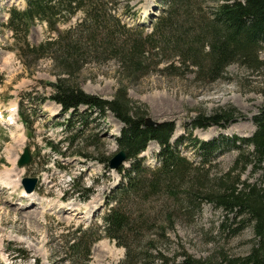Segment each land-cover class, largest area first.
<instances>
[{"label":"rangeland","instance_id":"1","mask_svg":"<svg viewBox=\"0 0 264 264\" xmlns=\"http://www.w3.org/2000/svg\"><path fill=\"white\" fill-rule=\"evenodd\" d=\"M107 1L106 7L115 8L120 24L144 32L164 12L167 2ZM195 1L191 18L197 23L195 16L203 17L221 0ZM23 5L24 0H0V113L6 120L11 114L8 110L16 103L29 120L26 131L4 125L0 119V264H175L185 255L190 261L223 264L245 256L255 241L252 223L245 220L238 225L204 195L216 189L215 181L224 177L241 151L251 150L240 139L252 134V117L264 109V46L258 53L259 68L230 63L221 77L210 82L200 78L194 67L176 68L175 54L179 53L160 47L145 57L144 68L135 81L125 78L116 59L98 52L99 48L71 69L74 74L67 83L103 99L111 98L123 85L127 99L145 113V118L156 124H172L168 143L189 162L182 172L187 178L180 183L174 179L168 193L164 189L147 192L144 185L123 199L120 210L136 229L124 231L117 243L99 233L97 227L114 185L122 181L123 171L107 167V160L117 152L114 137L122 124L107 110L100 116L91 110L78 136L57 125L65 121L66 114L48 96L50 84L61 76L60 66L46 57L34 59L35 52L26 51L22 60L10 49L14 41L2 24L11 7ZM79 18L76 12L67 22L58 24L59 30L73 27ZM192 22L178 21L189 27ZM47 36L44 24L36 22L29 27L26 39L29 45H36ZM166 59H174L173 67L164 68ZM84 109L79 106L76 113ZM221 109L232 113L226 121L207 120ZM73 123L74 129L80 126L74 119ZM65 135L74 137L71 142H62ZM199 142L216 146L207 153L204 163L205 146L201 148ZM23 147L28 148L30 160L17 166ZM158 150V145L149 141L138 155L144 169L139 179H150L159 166ZM131 162L127 160L121 167L127 169ZM240 168L237 163L230 173H238L239 181L258 184L264 177L261 169L250 165ZM24 177L35 179L30 195L22 191L20 179ZM32 200L35 204L28 205ZM77 229L80 233L75 232ZM72 235L82 237L81 245L67 252L64 241ZM97 235L100 238L91 243L85 260L84 245Z\"/></svg>","mask_w":264,"mask_h":264},{"label":"trees","instance_id":"2","mask_svg":"<svg viewBox=\"0 0 264 264\" xmlns=\"http://www.w3.org/2000/svg\"><path fill=\"white\" fill-rule=\"evenodd\" d=\"M107 2V0H25L22 9L15 7L9 9L5 26L11 32L17 55L22 60L27 56L26 51L35 52L34 59L37 56L46 57L60 66L61 76L50 84L51 93L48 98L59 104L62 111L73 110V113L69 112L70 119L63 124L65 129L73 130L74 135L78 136L85 127L86 117L91 110L98 116L108 110L122 124L118 136L114 137V142L117 149L124 150L126 160L132 162L127 169L118 168L117 171H123L122 181L112 191L110 200L113 205L107 208L101 217V226L97 227L99 233L107 238L116 239L119 243L118 239L124 231L136 229L128 217L126 219V214L120 210L123 199L136 194L135 192L144 185L147 192L149 190L159 192L158 190L164 189L168 193L174 179L180 183L187 178L182 172L189 162L178 155L173 145L168 143L172 124L168 122L144 124L145 113L127 99L123 85L117 87L110 99H103L67 83L70 75L74 74L71 69L75 64L80 66L86 57H90V52L93 53L99 48L98 52H104L107 57L116 59L118 68L124 73L125 78L135 81L144 68L142 63L145 57L151 54V50H158L159 47L169 49L173 54L179 53L175 54L178 56L174 65L176 68L194 67L199 77H205L207 82L221 77L225 67L230 63H238L249 69L259 68L261 61L258 53L264 46V0H221L204 12L203 17L198 15L197 19L195 16V20L199 21L197 23L192 20L191 15V11H195L193 9L195 0H167L164 12L154 19L146 32L142 28L120 24L114 15L115 8L111 7L110 10L106 7ZM76 12L80 13V18L75 25L59 30L58 24L67 22ZM36 20L45 22L48 36L36 45H29L26 40L27 31ZM178 21L193 22L189 27L182 26ZM195 28L198 29V33L194 34ZM191 33L194 34L192 40H188L187 36ZM193 43L194 47L191 46ZM166 60L168 63L164 68L173 67L174 59ZM78 105H84L87 112L77 114L75 119L77 124H80V129L77 127L74 129L72 121ZM231 114L221 109L218 113L208 116L207 120L211 123L226 121ZM20 118L27 121V116L23 112H20ZM252 122L254 124L252 134L246 139H240L241 144L249 145L251 150L245 153L241 151L224 177L215 181L216 189L204 192L207 200L221 208L224 215L230 214L232 221L237 220L238 225L243 224L245 220L252 223L255 241L249 252L237 261L225 260L223 264H264V177L256 184L239 181L238 173L230 175L237 163L240 164V169L246 165L253 169H261V175H264V109L252 117ZM74 135L66 137L67 141L71 142ZM150 140L160 146L157 153L159 166L152 171L150 179H139L141 177L139 172L144 169L141 167L138 154ZM177 143L178 141L175 144ZM198 146L201 148L205 146L201 161L207 162V153L211 154L216 146L211 142H199ZM185 193L189 194V189H186ZM226 220L225 217L224 221ZM75 232L80 233V229ZM98 238L99 235L84 245L85 260L88 258L89 246ZM81 239L80 235L67 238L64 241L67 252L79 248ZM67 259L73 262L71 256ZM175 264L203 263L190 261L189 256L185 255Z\"/></svg>","mask_w":264,"mask_h":264},{"label":"water","instance_id":"3","mask_svg":"<svg viewBox=\"0 0 264 264\" xmlns=\"http://www.w3.org/2000/svg\"><path fill=\"white\" fill-rule=\"evenodd\" d=\"M144 123L146 125L148 124H155L156 122H153L151 120H149L148 118H144ZM125 152L124 150H119L117 151L114 155H112L109 159H108V167L109 168H116L119 164H121L124 160H125ZM29 160V155L27 153V149L23 148V152L20 155L17 164L18 165H23L26 164ZM35 183V179L34 178H23L22 179V184L25 188V190L30 191Z\"/></svg>","mask_w":264,"mask_h":264},{"label":"bare ground","instance_id":"4","mask_svg":"<svg viewBox=\"0 0 264 264\" xmlns=\"http://www.w3.org/2000/svg\"><path fill=\"white\" fill-rule=\"evenodd\" d=\"M10 126V125H9ZM19 139V138H18ZM17 144V143H16ZM29 195V194H28Z\"/></svg>","mask_w":264,"mask_h":264}]
</instances>
